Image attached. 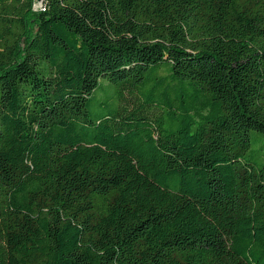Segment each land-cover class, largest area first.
Returning a JSON list of instances; mask_svg holds the SVG:
<instances>
[{"label": "trees", "instance_id": "trees-1", "mask_svg": "<svg viewBox=\"0 0 264 264\" xmlns=\"http://www.w3.org/2000/svg\"><path fill=\"white\" fill-rule=\"evenodd\" d=\"M0 0V264H264V0Z\"/></svg>", "mask_w": 264, "mask_h": 264}, {"label": "built area", "instance_id": "built-area-1", "mask_svg": "<svg viewBox=\"0 0 264 264\" xmlns=\"http://www.w3.org/2000/svg\"><path fill=\"white\" fill-rule=\"evenodd\" d=\"M37 3L39 4V8H38V11H39V10L42 9V0H38V2H37V0H35V3H34V5H33V9H34V7H35V5H36Z\"/></svg>", "mask_w": 264, "mask_h": 264}, {"label": "rangeland", "instance_id": "rangeland-1", "mask_svg": "<svg viewBox=\"0 0 264 264\" xmlns=\"http://www.w3.org/2000/svg\"><path fill=\"white\" fill-rule=\"evenodd\" d=\"M37 2H38V0H37ZM38 8H39V4L37 3V4L35 5L34 9H33V12H37V11H38Z\"/></svg>", "mask_w": 264, "mask_h": 264}]
</instances>
